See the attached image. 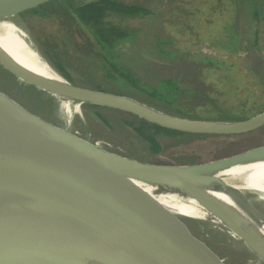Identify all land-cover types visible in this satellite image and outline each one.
I'll return each mask as SVG.
<instances>
[{
    "label": "water",
    "instance_id": "1",
    "mask_svg": "<svg viewBox=\"0 0 264 264\" xmlns=\"http://www.w3.org/2000/svg\"><path fill=\"white\" fill-rule=\"evenodd\" d=\"M52 1L0 0V20ZM0 45V66L43 93L54 116L64 117L62 125L55 124L0 89V178L35 212V220L71 238L85 256L82 264H201L214 254L201 235L215 223L172 212L134 181L160 186L205 182L213 170L263 158L264 144L201 161L156 162L114 150L94 136L88 124L73 125L74 111L59 110L50 94L68 95L81 104L105 106L164 130L206 139L210 133L237 137L255 131L264 124L259 122L264 107L233 121L185 118L122 94L74 84L43 59L62 83L47 79L44 73H50L40 65L36 50L39 58L26 55L25 60L2 41ZM133 102L159 114H146ZM91 117L104 125L94 113ZM243 200L249 215L258 218L257 209L246 197ZM238 236L244 240L243 234Z\"/></svg>",
    "mask_w": 264,
    "mask_h": 264
},
{
    "label": "rangeland",
    "instance_id": "2",
    "mask_svg": "<svg viewBox=\"0 0 264 264\" xmlns=\"http://www.w3.org/2000/svg\"><path fill=\"white\" fill-rule=\"evenodd\" d=\"M133 1L150 6L155 14L148 19L127 20L130 25L139 26V31L133 36L131 42L117 45L115 49L118 50L113 51V55L116 54L117 60L138 57L141 61L133 62L136 70L134 74L140 77L143 85H152L156 82L151 78L153 74L158 76V79L168 74H184L189 78L198 79L199 77L204 85H208L212 91L216 90L218 93H208V95H212V99H215V103L220 107L228 110L243 107L249 111V116L264 107V18L260 22L261 38L257 48L251 42L247 43L254 30L252 9L247 5L248 0H237L236 11L227 5L228 11L222 13L218 10H208V6L200 0H191L189 4L184 5L190 13L189 18L186 19L171 11L173 8L182 10L180 7L183 0ZM56 8L62 9L61 5L52 1L17 15L16 28L25 37L29 46L37 52L42 50L43 55L56 62L74 84L89 88L101 87L102 90L109 92H130L131 89L125 88V82L122 79H110L105 76L108 68L102 62L101 56L105 57L106 50L101 48L84 27L71 24L64 16V12L57 11ZM159 19L167 23L163 25V28L158 27ZM175 21L184 25L183 28L170 25V22ZM224 22H231L238 28L241 45L247 43L245 49L240 47L230 51L221 40H214L216 38L214 35L218 34ZM157 35L171 40V44L161 45L164 53L158 52L155 45ZM208 58H216L218 62L222 60L223 63L221 62L222 64L218 66L216 64L213 68L206 67L205 60ZM149 61L162 66L159 67L158 74L154 71L156 67L149 65ZM199 85L202 86L201 83ZM0 89L16 97L33 112L55 124L62 125L64 117L54 116L48 98L43 93L17 80L1 66ZM126 94L148 100L168 112H176L159 100L149 99L145 93ZM203 103V98L193 97L191 100L186 99L183 105L192 113L200 114ZM89 105V103L78 105L80 115L73 113V125L88 124L92 127L94 136L110 144L114 150L156 162L201 161L264 144L263 124L255 131L237 137L207 136L206 139V137L159 136L163 150L154 154L147 150L146 142L130 128L128 122L132 121V117L115 110L120 112L118 115L105 106L95 108ZM94 110L106 116L112 126L109 128L96 122L91 117ZM136 124L137 122L133 121L132 125L136 126ZM245 195L257 209L258 218H264V201L259 199V194L245 192ZM201 239L213 247L214 254L223 260L222 264H247L252 259V255L246 248H242V255H240L230 242V237L218 233L216 228L204 231ZM258 264H264V262Z\"/></svg>",
    "mask_w": 264,
    "mask_h": 264
},
{
    "label": "bare ground",
    "instance_id": "3",
    "mask_svg": "<svg viewBox=\"0 0 264 264\" xmlns=\"http://www.w3.org/2000/svg\"><path fill=\"white\" fill-rule=\"evenodd\" d=\"M16 18L0 20V41L25 60H27L26 55L32 59L39 58L25 37L17 30ZM38 60L50 73H44L47 79L62 83L59 76L43 59ZM50 97L65 114L72 110L80 115L78 105L81 103L78 100L61 93H52ZM133 104L151 116L159 114L145 105L135 102ZM261 121H264V116L259 120ZM209 135L230 134L224 132ZM208 175L209 179L201 183L160 186L137 180L134 182L172 212L215 223L217 232L230 237V242L240 255L242 248L250 252L252 259L247 264L264 262V218H252L246 210V201L243 200V197H246L243 196L245 192H256L259 194V199L264 201V157L216 169ZM246 199L252 205L247 197ZM34 215L35 212L25 201L0 178V264L85 262V256L75 247L71 238L55 234L56 232L35 220ZM238 233L243 234V241L240 240L242 238H239ZM222 263L223 260L216 254L210 255L201 262V264Z\"/></svg>",
    "mask_w": 264,
    "mask_h": 264
},
{
    "label": "trees",
    "instance_id": "4",
    "mask_svg": "<svg viewBox=\"0 0 264 264\" xmlns=\"http://www.w3.org/2000/svg\"><path fill=\"white\" fill-rule=\"evenodd\" d=\"M190 1L191 0H183L182 2V6L180 7V9L183 10L184 14L182 10L179 11L175 10L174 8L171 11L176 13L177 15H181L185 19L189 18L190 13L186 10V7L184 5L189 4ZM200 1H202L203 4L207 5L208 10L210 11L218 10L221 13L226 12L228 11L227 5H229V7H231L234 11H236V9L238 8L236 3L237 0ZM213 1H215V3H212ZM54 3L58 4L59 6L61 5L62 9L60 10V8H56V10L64 12V16L68 18L71 24L84 27L85 30L91 34L93 39L101 46V48L106 50L105 57L101 56L102 62L107 65L108 68L105 76L109 77L110 79H122L125 82V88L131 89L130 92L117 94L125 95L162 112L185 118L233 121L240 120L249 116V111L243 107L234 110H228L218 106V104H216L214 101L215 99H212L213 96L208 95V93L218 92L216 90L212 91V89L209 88L208 85H204L199 77L197 79L186 77L184 74H168L158 79V76L153 74L151 78L155 79L156 82L152 85H143L140 77L134 74L136 73V70L133 67V62L141 61L140 59H138V57L136 58L132 56L130 59L124 58V60L116 59L117 56L116 54L115 56L113 55V51L118 49H115V47L122 44L123 42H131V39L136 35V32L139 31L140 28L139 26L130 25L129 23H127V20H143L151 18L152 15L155 14V12L154 9L150 6L138 4L133 0H55ZM242 3L243 5L245 4L244 1H242ZM247 5L251 7V14L254 19V30L250 34V39H248L247 43L251 42L252 45L257 46L261 38L260 22L264 18V0H248ZM177 21H175L174 23L170 22V25H177L180 29H182L184 25H181ZM159 22L160 24L158 27L163 28V25L166 22H164L163 19H159ZM207 22L209 23V21ZM220 29V31L218 30V34L214 35L216 36V38H214L215 41L217 39L221 40L222 44H224L230 51L236 50L240 47L242 49L246 48L247 43L246 45L245 43L243 44V46L241 45L239 30L237 27H234L231 22H224ZM155 40V45L157 46V50L160 53H164L161 45L171 44V40L169 38H164L160 35H157ZM257 48H259V45L257 46ZM38 54L43 58L45 57L44 59L51 67H53L60 75L70 81V79L65 75V73L56 62H54L51 58L43 55L42 50H38ZM186 56L188 57V54ZM221 62L223 63L222 60ZM221 62H218L216 58H208L205 60L206 67L211 68H213L216 64L217 66L221 65ZM149 63V65H154L156 67L154 71L158 74V72L160 71L159 67L162 66L152 64L150 61ZM199 83H201L202 86L199 85ZM95 89L102 90L101 87H96ZM110 92L116 93L114 91ZM126 93H145L147 96H149V99L154 98L156 100H159L165 105H169L176 112H168L148 100L135 98L132 94ZM193 97H198L201 99L203 98L204 100V103L202 104L203 110L200 114L196 112L192 113L183 105V102L186 99L191 100ZM89 106L95 108L102 107L95 104H90ZM109 110L117 113L118 115L120 113L116 112L117 110L115 111V109L109 108ZM93 112L105 126L109 128L112 126L106 116L96 110H94ZM120 114L124 113L121 112ZM133 121L137 122L136 126L132 125ZM128 124L130 128L134 132H136V134L141 139H143L144 142H146L147 150L150 151V153L154 154L160 153L163 150L161 142L159 141V136H174L176 138L188 137V135L164 130L135 118H132V121H129ZM220 136L221 135H208V137Z\"/></svg>",
    "mask_w": 264,
    "mask_h": 264
}]
</instances>
